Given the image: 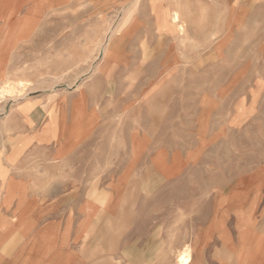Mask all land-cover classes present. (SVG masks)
Segmentation results:
<instances>
[{"label": "rangeland", "instance_id": "374dc122", "mask_svg": "<svg viewBox=\"0 0 264 264\" xmlns=\"http://www.w3.org/2000/svg\"><path fill=\"white\" fill-rule=\"evenodd\" d=\"M7 81L0 264H264V0H0Z\"/></svg>", "mask_w": 264, "mask_h": 264}, {"label": "bare ground", "instance_id": "6f19581e", "mask_svg": "<svg viewBox=\"0 0 264 264\" xmlns=\"http://www.w3.org/2000/svg\"><path fill=\"white\" fill-rule=\"evenodd\" d=\"M179 20H180V17L178 15V13H174V15L172 16V19H171V24L179 26L178 25ZM161 28H163V27L161 26ZM24 87H26V85L21 81L19 83H15V82L10 83L9 81H7L4 83V85L2 87H0V97L4 98L5 94H9V95L14 94L17 91H20L21 88H24ZM187 248H188V246H187ZM190 254L191 253H190L189 248L181 251L180 254L178 255V258H177L178 264H191Z\"/></svg>", "mask_w": 264, "mask_h": 264}, {"label": "crops", "instance_id": "0c3cea01", "mask_svg": "<svg viewBox=\"0 0 264 264\" xmlns=\"http://www.w3.org/2000/svg\"><path fill=\"white\" fill-rule=\"evenodd\" d=\"M36 109H38V108H35V109L32 110V111L30 112V114H29V115H30V119H31V121H32L34 124H38V123L40 122V120H41L40 117H37ZM39 109H42V108H39ZM242 195H244V196H248L249 194L243 192Z\"/></svg>", "mask_w": 264, "mask_h": 264}]
</instances>
